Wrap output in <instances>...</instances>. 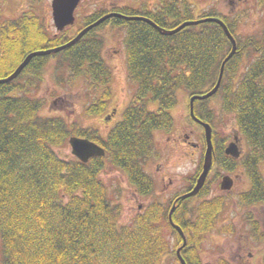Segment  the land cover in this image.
<instances>
[{
    "label": "trees",
    "instance_id": "16d2710c",
    "mask_svg": "<svg viewBox=\"0 0 264 264\" xmlns=\"http://www.w3.org/2000/svg\"><path fill=\"white\" fill-rule=\"evenodd\" d=\"M106 3L78 14L77 26L74 23L61 31H51L32 7L16 17L2 18L0 79L10 75L29 52L68 42L110 11L147 16L168 29L188 19L221 16L216 7L195 16L189 0H160L153 8L111 3L108 9ZM83 4L84 0L79 6ZM227 25L236 32L229 19ZM106 27L124 30L132 91L121 119L103 134L97 127L63 115L43 113L47 99L40 91L47 74L55 88L52 96L80 82L85 89L81 95L87 99L85 114L107 113L113 96V67L104 56ZM231 47L223 27L215 21L164 34L145 20L111 17L71 46L33 57L18 77L2 82L0 264H182L177 248L183 239L169 220L174 198L168 202L154 198L125 222L120 190L111 189L102 172L108 163L121 169L138 193L153 194L155 179L146 165L157 148L156 132L176 129L170 110L181 97L186 99L189 119L203 128L190 114V97L215 86ZM253 50L249 49L245 70V37L238 36L237 52L226 62L220 87L212 96H220L222 109L235 117L236 127L246 139V151L240 158L225 156L242 165L251 179L250 189L237 197L238 205L264 202V59H253ZM212 97L195 100L194 110L198 117L215 124L214 111L208 105ZM214 133L217 168H227L219 158L222 149L217 131ZM72 135L94 140L105 148V154L87 162L74 155L63 156L60 149L69 145ZM204 149L205 140L196 173L187 177L186 188L176 196L194 186ZM211 174L196 195L180 200L172 215L187 238L182 255L188 264H213L202 257L208 235L235 229L233 221L223 222L229 198L213 194ZM216 264L234 263L221 255Z\"/></svg>",
    "mask_w": 264,
    "mask_h": 264
},
{
    "label": "rangeland",
    "instance_id": "374dc122",
    "mask_svg": "<svg viewBox=\"0 0 264 264\" xmlns=\"http://www.w3.org/2000/svg\"><path fill=\"white\" fill-rule=\"evenodd\" d=\"M51 1L41 0L33 3L32 0H0V20L4 17H16L32 7L45 18V22L50 30L55 31L56 27L53 21ZM189 1L194 7L195 16L203 10H209L213 7L218 8L220 12L224 13L232 11L235 14L234 17L238 20L235 31L239 37H245V34L248 36L252 32L261 31L260 25L264 18V6L262 5L264 4L258 5L257 0L246 8L243 4L240 5L238 10L234 8V5L229 0ZM103 2H107L106 6L108 9L111 8V3L128 4L134 7H142L146 4L147 7L153 8L159 5L160 0H84L83 6H79L76 9V19L78 14L80 16L87 14L102 6ZM104 33L107 36L104 56L113 67V96L107 113L105 112L106 114L92 116L85 114L83 104L86 103L87 99L81 95L85 89L80 82L64 92L57 91V95L52 96L51 93L55 88L49 74H47V80L40 91V95L47 99L43 113L63 115L69 120L78 121L84 126L97 127L103 134H106L121 119L122 112L130 98L132 87L127 77L124 30H112L106 27ZM220 99V96H214L208 100V105H210L215 114V124L209 122L212 124L213 130L217 131L219 147L223 151V148H225L226 144L228 145L229 140L233 136L234 128L237 129V127L235 117L224 112ZM185 100L181 97L179 104L170 110L176 118L177 132L175 130L172 132H156L157 148L146 165L148 172L155 179L153 194L145 195L138 193L134 185L128 181L127 175L121 169L108 163L106 169L102 172V177L109 187L120 190L119 193L124 205L123 221L128 222L136 212L143 210L154 198L162 202H168L176 192L185 188L188 183L187 177L192 173H196L198 163L192 156L193 149L181 146L180 141L176 140V142L173 139L174 137L179 138L180 134L184 131H190V137L194 141H200L204 135V128L189 119V110L187 109ZM157 104V102L153 103L155 106ZM202 108L205 110V107L202 106ZM109 115H112V118L106 120ZM243 150H245V142ZM60 152L65 157L73 155L70 145L61 148ZM222 158L225 165H233L232 160L225 158V156ZM236 171L239 175L236 178L235 186L231 191H225L221 189L220 182L222 176L228 173V170L224 167L218 169L217 165L210 170L212 174L209 184L211 189H213V194L223 193L229 198L227 201L228 208H226L223 215V222L225 220V222L233 221L235 229L230 232H211L205 241L202 257L205 262L213 264H216L217 259L221 255L228 258L234 264H264V207L258 206L255 208L252 204H237V197L248 188L249 179L244 173V168L241 166H236ZM220 172L221 175H218ZM170 179H172V182ZM140 204L141 206H139ZM249 211H252L253 215H250ZM248 214L250 216L247 217ZM253 218L257 220L258 227L252 222ZM255 228L258 231V233L256 232L257 236L253 234ZM245 233H247V236H256V238L253 236L248 240L246 247Z\"/></svg>",
    "mask_w": 264,
    "mask_h": 264
},
{
    "label": "water",
    "instance_id": "95a60500",
    "mask_svg": "<svg viewBox=\"0 0 264 264\" xmlns=\"http://www.w3.org/2000/svg\"><path fill=\"white\" fill-rule=\"evenodd\" d=\"M81 1L82 0H52L51 1L53 21H54V24H55L57 31H61L65 27L75 23V21H76V9L78 8ZM111 17H124V18L129 19V20H132V19L145 20V21L151 23L152 25L156 26L164 34L175 33L177 31L181 30L182 28H184L185 26H188L191 24H197V23H200L203 21H215L223 27L226 35L228 36V38L230 39V41L232 43V47H231L230 52L228 53V55L223 60L221 70H220V74H219V78H218V81L215 84V86L205 93L194 94L190 97V114L194 118V120L199 122L204 127L206 149H205L204 158H203V168H202L201 173L199 174V176L196 179V183L194 184V186L190 190L181 194L180 198L185 199V198H188L190 196L196 195L200 191L202 186L204 185L206 177H207V175H208V173H209V171L213 165V156H214L215 147H214V141H213V126L209 121L203 120L202 118L198 117L195 114L194 103H195V100L209 98V97L213 96L218 91L220 84H221V81H222V78H223L225 64L237 52V40H236L234 34L229 29L228 25L220 17L206 16V17H202V18L188 19V20L183 21L177 27L168 29V28H164L162 26H159L157 23H155L151 18H149L147 16H143V15L129 16V15H124L123 13H120L118 11H110V12L105 13L103 16L98 18L96 21L84 26L68 42H66L60 46H56V47H52V48H44V49H39V50H34V51L29 52L26 55V57L20 62V64L16 67V69L10 75L0 79V84L2 82H7V81L13 80L16 77H18V75L29 64V62L31 61V59L33 57H35L37 55H45V54L59 52V51L63 50L64 48L71 46L72 44H74L78 40H80L91 28H93L94 26L102 23L103 21H105L106 19H109ZM69 144L71 146L72 153L75 156H77L81 161H84V162H87L93 156H101V155L105 154V148L102 145L98 144L97 142H95L94 140H91L88 137L72 135L69 138ZM242 151L243 150H242V146H241V138H240L238 133H235L234 138L228 143V145H226L225 153L227 155H231L235 158H239L242 155ZM220 185H221V188L223 190H230V189H232V187L234 185V178L231 175L226 174L223 176ZM175 206H176V204L174 203L170 209L169 219H170L171 224L179 231V233L181 234L182 239H183V243L177 248L178 257H179L182 264H188L186 259L182 255V248L186 245L187 238H186V235H185L182 227L173 220V216H172L173 211L175 209Z\"/></svg>",
    "mask_w": 264,
    "mask_h": 264
},
{
    "label": "flooded vegetation",
    "instance_id": "af4514ba",
    "mask_svg": "<svg viewBox=\"0 0 264 264\" xmlns=\"http://www.w3.org/2000/svg\"><path fill=\"white\" fill-rule=\"evenodd\" d=\"M229 1L231 2V4L234 5V8L236 10H238V8L240 7V5H242V4L246 8L247 6L252 5V4H254L256 2V0H229ZM257 1H258V5L264 4V0H257ZM262 6H264V5H262ZM220 13H221V16H219V17L221 19H223L226 24H227V19H229L234 28H235V26L238 25V20L236 19V17H234L235 14L232 11H229L227 13H224V12L221 11ZM260 29H261L260 32H256L255 31V32H252L250 34L248 33L249 34L248 36H246V34H245V70L248 68V65H249L248 63L246 64V61H248V58L247 57H248V54H249V49L251 47L254 48V50L252 51V54H253L252 57H253V59H255V58H257V59H259V58L260 59H264V18L262 20V24L260 25ZM233 34H234V36L237 39L238 38L237 32H235ZM253 34H258L260 36V37H258L259 39H257V38L255 39L253 36H251ZM111 118H112V115H109L106 120H110ZM159 131H161V130H159ZM162 132H164V131H162ZM175 132H177V129H175ZM235 133H238L239 134V131H238V129H235L234 128V130H233V136H232L231 140L233 139ZM190 136H191L190 131H184L182 134H180L179 138L178 137H174L173 139H174V141H176V140L178 142L180 141L181 142V144H180L181 146L187 147L188 149L189 148H192L193 149V152H192L193 155L192 156H193V158H195V160L197 161V163L199 165L200 164V160H201V156H202V153H203V142H202L203 139H201L202 141L201 140L200 141H194V140L191 139ZM239 136H240V134H239ZM240 138H241V146H242V148H243V144L245 142V150H243V153H244L246 151V145H247L246 144V139H244V137H242V136H240ZM213 141H214V147H215V149H214V160H213V166H212V168H214L215 165H217L216 164V162H217L216 159L218 158L214 131H213ZM183 150H185V149H183ZM220 153H221V156L219 158H220L221 161L223 160V158H222L223 156H229V155H227L225 153V148H223V151H220ZM236 166H241L243 168L242 165H240L239 163H235V162H233V165L232 166L229 165L226 168L228 170V173L230 175H232L233 178H234V186H235V183H236V178L239 175V173L236 171ZM201 170H202V167H201ZM244 173L247 175V177L249 179V186L245 190V191H248L250 189L252 183H251V179L248 176V173H247L246 169H245ZM170 181L172 182V179H170ZM178 192H176V193H178ZM176 193L173 195L174 200H173L172 205L174 203H176V205H178L180 203V200H182V199L178 198L182 193L178 194L177 196H176ZM252 205L255 206V208H257L258 206L264 207V202L261 201V202H258V203H253ZM139 206H141V204ZM249 212H250V215H253V212L252 211H249ZM250 215L248 214L247 217L250 216ZM252 222H254V225L256 227H258V222H257V220L255 218L252 219ZM256 229L257 228H255L253 234H255L257 236L256 232L258 233V231H256ZM255 235H253L254 238H256ZM252 237L251 236H247V233H245V239H246L245 240V247H246V243L248 242V240L251 239Z\"/></svg>",
    "mask_w": 264,
    "mask_h": 264
}]
</instances>
